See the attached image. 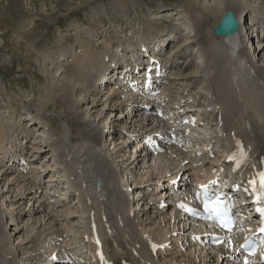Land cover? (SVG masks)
I'll list each match as a JSON object with an SVG mask.
<instances>
[{
  "label": "bare ground",
  "instance_id": "bare-ground-1",
  "mask_svg": "<svg viewBox=\"0 0 264 264\" xmlns=\"http://www.w3.org/2000/svg\"><path fill=\"white\" fill-rule=\"evenodd\" d=\"M113 2H116L117 14L125 19L127 4L133 8L139 4L138 0ZM94 10L107 14L102 5ZM177 10V7L163 8L160 10L163 13L157 16L173 19L179 12L187 13L186 21L193 30L189 42L184 37L182 46L186 48L173 50L172 58L169 57L172 60L163 58L165 50L172 38L182 36L178 29L183 24L163 25L152 18L146 34L128 33L130 36L124 43L120 39L102 38L103 49L100 50L88 38L76 37L74 43L60 48L61 60L58 58L59 61L69 59L72 66L64 68L66 71L56 67L55 74L51 71L46 75L40 86L36 111L29 112L28 125L23 122L22 111L16 112L12 106L4 111L0 108V264H66L64 256L73 264H214V261L243 264L245 259L229 245L210 246L205 242L210 229L208 224L193 222L191 228L197 238L193 241L190 232H184L181 236L186 241L180 245L174 238L179 233L176 226L185 223L186 218L167 210L152 213L153 201L164 196L160 193L166 190L167 178L163 175L170 168L162 162L164 156L150 164L146 154L132 147L131 136L140 131L137 138L140 140L148 121L140 116L144 111L137 101L128 103L132 97L119 82L122 71L119 56L129 54L130 50L137 54L146 43H151L152 48L156 43L158 49L151 56L170 62L166 61V66L174 75L168 83L177 90L173 95L179 97L186 92L188 97L194 98L193 111L198 112L205 123L207 120V127L201 126L199 130L209 139V132H213L214 145L222 147L221 154L214 151L212 162L218 164V157L227 161L241 148L246 157L242 172L257 176L264 170V39L257 29H250L249 34L245 30L248 14L257 20L264 17V0H186L180 11ZM227 11L236 18L237 29L227 36L215 35L214 28ZM209 19L213 20L212 27L207 24ZM150 30H155V34ZM246 36L252 47L238 48ZM58 39L64 38L59 35ZM189 44L193 49L188 52ZM51 52L45 55H49L54 64L58 60ZM145 52L140 53L145 56ZM184 57L187 58L185 69L194 63V68L186 73L184 68L177 70L179 60ZM198 80H201V89L197 86L195 93L190 92ZM168 83L165 81L166 85ZM2 90L0 84V100ZM183 96L184 100L186 96ZM54 97L65 102L74 113L78 120L74 125L66 120L61 129L51 128L52 121L45 118L44 108ZM176 104L169 101L167 106L172 108ZM81 105L86 107L85 115L78 110ZM132 105L134 113L130 115ZM154 107L157 106L150 103L148 112ZM93 113L95 119L89 117ZM100 119L108 120L109 126L106 122L99 124ZM103 130L107 131L104 140ZM115 162L123 166L125 179L129 173L136 175L139 192L153 189L146 194L149 197L142 200V208L138 207L141 199L137 198V206L129 210L127 193L117 182L119 172L115 170ZM22 164L26 166H19ZM44 177L48 182L46 188L57 192L56 199L47 205L40 203L41 197H35L33 191ZM155 189H159V193H155ZM139 210L142 213L136 214ZM6 216L13 221L10 232L3 224ZM62 221H68L73 228L70 233L77 231L81 244L67 245L69 238ZM162 222L168 227L162 228ZM53 236L58 237V243L47 247V256L39 255L37 246L43 242L47 246ZM168 238L173 240L171 246L166 244ZM164 247L169 249L164 250ZM59 248L65 255L52 261Z\"/></svg>",
  "mask_w": 264,
  "mask_h": 264
},
{
  "label": "rangeland",
  "instance_id": "rangeland-1",
  "mask_svg": "<svg viewBox=\"0 0 264 264\" xmlns=\"http://www.w3.org/2000/svg\"><path fill=\"white\" fill-rule=\"evenodd\" d=\"M138 1L139 4L134 5V8L131 4H127V18L125 19L117 14L115 9L116 2H113V0H0V84L3 88L0 100L1 111H4L6 107L9 108V106L15 107L16 112L22 111L21 113L25 117L23 122L28 125L29 112L36 111L40 86L45 82L46 75L51 71V73L55 74L57 72L54 71L57 69L56 67L62 68L59 71H66L72 66L69 59L68 61H59V53L62 46L74 43L76 37L88 38L91 40L92 45L100 50L103 49V45L100 43L102 38L120 39V41L124 39L121 42L124 43L131 32L148 31L151 19L155 18L163 25L170 23L184 25L181 29H178L179 33L182 34L180 38L177 36V38L181 39L180 42L166 50L167 58L172 55L176 47L186 48L182 46L184 37L188 38L189 42L193 31L186 21L187 13L179 12L181 5L185 4L186 0ZM97 5H102L107 14H101L97 10L92 11ZM176 7L179 13L172 16L173 19L175 18L174 20L166 16L157 17L163 13L160 11L161 9ZM248 16L252 15H247V20H250L251 17L248 18ZM187 19L190 20L192 17ZM212 21V19H209L207 22L210 27L213 26ZM247 32L250 33V29ZM59 35L64 38L62 41H59ZM188 49V52L193 49L191 44H189ZM46 52H51V55L56 56L58 61L51 64L52 59L48 58L50 57L49 55H45ZM185 57L179 60L181 64H179L177 70L183 71L185 69V59L188 58ZM168 63L170 62L168 61ZM193 68L194 63L183 72L186 73ZM198 81V84L193 83V93L197 91V86L201 89V80ZM47 105L44 108V116L52 121V129L56 131L61 129L66 120L70 121L72 125L75 124L77 119L65 102L63 103L57 97H54L52 102H48ZM24 106L25 108H22ZM85 109V105H81L78 110L85 115ZM94 115L95 113L89 115V117L94 118ZM108 115L107 113L105 117H108ZM107 121L103 120L102 122V119H100L99 124H104V122L108 124ZM94 122L97 123L98 121L95 120ZM31 140H33V137ZM74 201L73 199L72 203ZM61 207L65 208V206ZM9 223L10 217L5 220L4 224L8 225ZM61 225L67 230L68 246L72 247L76 243L81 244L80 239H77V231L74 229V232L70 233L71 231L69 230H73V228L69 226L68 221L67 223L62 221ZM160 225L162 228L168 227L167 225L166 227L163 226V222ZM19 227H21V224ZM9 230L12 231L11 229ZM33 230L29 231L30 234H33ZM184 246L186 247V245ZM83 251L85 252L86 249ZM18 257L21 258V254ZM213 263L217 264L216 261Z\"/></svg>",
  "mask_w": 264,
  "mask_h": 264
},
{
  "label": "snow or ice",
  "instance_id": "snow-or-ice-1",
  "mask_svg": "<svg viewBox=\"0 0 264 264\" xmlns=\"http://www.w3.org/2000/svg\"><path fill=\"white\" fill-rule=\"evenodd\" d=\"M227 18L225 19V24H227ZM229 159L234 160L236 167L242 166L246 162L245 154L240 151L238 154H233V156H230ZM260 181H261V188L264 189V172L259 173ZM255 183V182H253ZM264 197H258V199H261ZM205 210L215 213V216L217 219H220L221 217H224V226L227 227L230 223V219H228V214L226 209L219 206V202L217 201L215 204H210L207 200H205ZM258 211L261 212L262 215H264V209H258ZM264 231V229H262Z\"/></svg>",
  "mask_w": 264,
  "mask_h": 264
},
{
  "label": "water",
  "instance_id": "water-1",
  "mask_svg": "<svg viewBox=\"0 0 264 264\" xmlns=\"http://www.w3.org/2000/svg\"><path fill=\"white\" fill-rule=\"evenodd\" d=\"M227 18L228 23L225 24V19ZM238 22L234 17L231 11L225 12L222 16L219 23L214 28V34L216 35H224L227 36L228 34L234 33L237 29Z\"/></svg>",
  "mask_w": 264,
  "mask_h": 264
}]
</instances>
